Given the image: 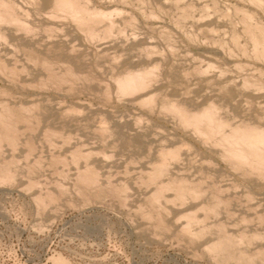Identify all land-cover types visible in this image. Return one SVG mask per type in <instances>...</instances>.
Segmentation results:
<instances>
[{"label": "rangeland", "instance_id": "rangeland-1", "mask_svg": "<svg viewBox=\"0 0 264 264\" xmlns=\"http://www.w3.org/2000/svg\"><path fill=\"white\" fill-rule=\"evenodd\" d=\"M9 1L31 32L0 26V107L27 118L0 140V262L48 250L45 264H264V168L224 157L169 108L211 104L264 130V0H87L109 19L83 28L46 16L55 0ZM69 67L73 83L48 80ZM138 71L155 77L121 93L117 78ZM87 158L99 186L78 185ZM168 177L192 194L152 208ZM226 233L233 246L211 249Z\"/></svg>", "mask_w": 264, "mask_h": 264}, {"label": "bare ground", "instance_id": "bare-ground-1", "mask_svg": "<svg viewBox=\"0 0 264 264\" xmlns=\"http://www.w3.org/2000/svg\"><path fill=\"white\" fill-rule=\"evenodd\" d=\"M8 1L7 0H0V26H8L10 28L13 27L19 33L20 32H23L25 34L26 33L29 34L28 32L30 31V27H28L26 23L21 22V20L19 18L20 16L17 15L18 12L16 13L15 12L16 10L14 11V7L15 6L12 5L10 3V1L9 2ZM33 1H35V0H33ZM35 2H37V1H35ZM86 2L88 3L87 0L85 2L83 0H55L54 6L51 9H49V11L46 12V16L54 19L55 21H60L62 18H64V19L65 18H69V19L73 20V22L77 23L80 26L79 28H83V27H81V25H85V24L90 25V24H92L91 22L98 21V22L101 23V21H103V20L108 21V20H106L107 17H108V14L107 13L97 12L94 9L92 10L91 8H89V6L86 4ZM258 3H259V1H258ZM18 9H19V7H18ZM22 12H24V11H22ZM108 19H109V17H108ZM244 19H245L244 22H246L247 24H249V23L252 22V19L253 18H252V16H246V18H244ZM112 20L113 19H111L109 21H112ZM89 22H90V24H89ZM112 23H114V22H112ZM93 25H94V23H93ZM98 25L99 24H97V26ZM249 25H251L249 29H252V27H253L252 26V23L249 24ZM110 26H112V27H109V28H106V29L110 30V29L113 28L114 25L110 24ZM84 27H87V25H85ZM246 27L248 29V25ZM258 27H259V25H258ZM256 28H257V26L255 27V29ZM258 29H259V31H257V32H259L260 34L262 33V31H264V28L262 26L259 27ZM105 31H107V30H105ZM107 32H110V31H107ZM3 35H0V36H2L3 39H4V36L5 35L4 36ZM88 35H89V33H88ZM91 35H92V33H91ZM110 35H111V33H110ZM261 35H264V33L261 34ZM259 36L260 35H258V36L256 35L255 37H259ZM253 37H252V39H253ZM258 40H257V42H258ZM255 47H256L255 50L257 49V47L258 48L259 47L262 48L260 45L259 46L258 45L257 46L255 45ZM260 51L262 52V55L264 56V50L263 51L260 50ZM260 51L259 52L256 51V52H258V54L259 53L261 54ZM29 52H30L29 53L30 54L29 57L35 58L36 53L31 52V51H29ZM253 52H255V51H253ZM38 57H40V56L38 55ZM40 59L46 60L48 62L47 59H44V58H40ZM31 61H33V60H31ZM36 61H39V60H36ZM46 61H43V63L47 64ZM33 62L36 63L35 61H33ZM39 62H42V61H39ZM45 64L43 66H45ZM65 65L67 66V64H65ZM0 66H2V67L5 66L6 67L7 65L4 62H1L0 63ZM60 66H62V65H60ZM46 68H47V65H46ZM10 69H12V68H10ZM12 70H14V71H12ZM12 70H11L12 72L16 73L15 72V67ZM70 70L72 71V69L69 67L65 71H63V70L60 69V71L58 73H56V74L55 73L54 74H50L49 73L48 80L49 81L51 80V82H53V83H60V85L63 82L73 83V81H75V79H77V76L76 75H73V74H70L69 73ZM11 71L8 72V73H10V75H8L7 73L6 74H3L4 75L3 78H6L7 77V76L5 77V75H8L9 77L14 76L13 75L14 73L12 74ZM142 71H144V70H142ZM150 71L154 72V74L156 73L154 71V69L153 70H150ZM138 72L137 73L135 72L136 74L133 73V72L132 73L129 72L130 74L128 73L127 76L124 75L120 79H118L119 77L117 78V80L115 82L118 83V86H119V89L118 90L121 91V93H124L125 94L126 91H130V90H132V91L134 90L136 92V88H135L136 86H137V88L138 87L141 88V86L143 84H145V82H148L147 79H149V82H148V85H149V83L151 81L150 78L155 77V76H153V77L148 78L152 74V72H150L151 74H148L147 72H149V71H147V72L145 71L143 74H141V72H139V74H138ZM12 78L14 79L15 77H12ZM44 83H46V82H44ZM144 86H142V87H144ZM54 88H56V87H54ZM122 91H125V92H122ZM132 91H130V92H132ZM1 105H3V104L1 103ZM169 106L168 107L175 114V116H174L175 119L178 118V117L180 118L182 116L183 122L185 124H187V125H190L191 124L190 126H193L191 128H194L195 132L202 133L204 135V137H206V138L214 137L215 138V141L217 142V144H219L222 147V154H223L224 157L236 158V160L237 159L239 160L237 162H239L241 164L242 163L243 164L244 163L250 164V165H252V167L255 166V169H256V167H258L257 170H261V171L263 170L262 168H264V162H263L264 161V130L260 129L259 128L260 126L259 127H253V126L244 125V124L232 125V126L231 125H228L227 122L224 119H222L221 116H219L220 114H218L219 113L218 109L214 105H211V104L209 106H207V107H203L202 109H199V110L197 109V111L191 112V113H190L191 110L188 112L187 109H186V107H181L180 106V108H179V107H177L176 104L174 106H172L170 104ZM164 107H166L165 109L168 108L167 105L164 106ZM15 110L16 109L9 108V106H7L6 103H5V105H3V106L0 107V140H1L2 137H4V138L7 139V141L10 144L14 143V141H15V134H16V132H18L17 130H18V127L20 125L19 120L22 119L21 121H23V118H25V114L24 115L22 114L23 112H21V111L17 112L18 109H17V111H15ZM168 111L170 112V110H168ZM172 111L170 112L171 114H172ZM174 114H172V116ZM25 119L27 120V118H25ZM30 122H32V120ZM18 123H19V125H18ZM23 123H24V121H23ZM27 125L29 127V124H27ZM187 125H186V127H187ZM227 127H228V130L226 131ZM198 137H199V135H198ZM212 142H214V141H212ZM0 146H1V144H0ZM162 152H163V154L161 153L162 155H166L168 151L166 152V150H164ZM174 153H175V151L172 150L168 154H171L172 155ZM78 154H79V152H78ZM77 159H79L78 156H77ZM261 160H263V161H261ZM85 163H86V165H84L83 169L78 172V185L81 184L83 186V188H87V187L90 188L93 185L99 186L98 185V181H97V177L98 176L96 177V175H98V174H96V171H95V169H94L93 166L90 167L88 165V158L86 159ZM8 164H10V163L2 162V164L0 165V180L1 179H4L5 177H7L6 174H8V173L6 172L7 171L6 169L9 168L8 167L9 166ZM157 167H158V165H157ZM253 169H254V167H253ZM156 170H157V168H156ZM158 170H159V168H158ZM171 179L169 178V180H168L169 182L167 184L165 183V184H162L161 187H157L158 188V191H156V194H157L159 192V190H161V192H159L157 195H160L162 193V191H163V193L161 194L162 197H160V200L165 201L166 206L165 207L164 206L162 207L160 200L158 198L156 200V198L154 196H152L151 198L148 199V202L150 203V205L153 206L152 208H156L157 207L158 210L159 209L160 210H166L167 208L174 207V204L176 203V200H179L180 202L181 201L183 202L184 200L187 199V197H188L189 194H192L191 193V189L190 190H187V191L184 189L185 188V185H186V180L185 179H183V178L182 179H179V180L178 179L177 180H171ZM154 182L156 183V181H154ZM163 189H167V190L168 189L169 190L172 189V190H175V192H174L175 199L174 200L167 199L166 198V194H168V193L165 192L167 190L164 191ZM183 189L186 192L183 191L184 192L183 193L182 192ZM195 190H197V189H195ZM196 192H198V191H196ZM156 201H157V203H156ZM155 203L157 204L156 206H155ZM159 212H161V211H159ZM196 218L197 217H194V216L193 217H190L188 219L189 221L187 223L191 226L193 224V221H196ZM189 225H188V227H189ZM220 226H222V225H220ZM229 235L227 233L224 234V235L222 234L221 235L222 237L221 236L219 237V241L216 242V244L213 245V247H212V245H210L212 247L211 249H213L214 251L216 250L219 253H221L222 250H224L222 252H225L226 249H228V247L232 245L231 244L232 242H230L232 238H231V235L230 236ZM229 242H230L231 245L229 244ZM210 246L208 247V251H211V250H209L210 249Z\"/></svg>", "mask_w": 264, "mask_h": 264}, {"label": "built area", "instance_id": "built-area-1", "mask_svg": "<svg viewBox=\"0 0 264 264\" xmlns=\"http://www.w3.org/2000/svg\"><path fill=\"white\" fill-rule=\"evenodd\" d=\"M50 255L48 250H44L32 256L23 253L17 255L15 250L11 257L1 261L0 264H45L49 261Z\"/></svg>", "mask_w": 264, "mask_h": 264}]
</instances>
